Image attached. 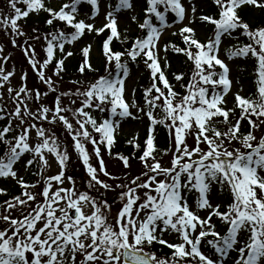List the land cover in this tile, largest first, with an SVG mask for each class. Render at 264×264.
Masks as SVG:
<instances>
[{
    "label": "snow or ice",
    "instance_id": "snow-or-ice-1",
    "mask_svg": "<svg viewBox=\"0 0 264 264\" xmlns=\"http://www.w3.org/2000/svg\"><path fill=\"white\" fill-rule=\"evenodd\" d=\"M211 7L3 0L0 31L28 70L14 85L17 68L0 43V180L20 188L0 203V264H264V22L241 15L264 10V0ZM41 14L44 28L26 32ZM169 33L179 43L164 42ZM170 55L183 67L171 71ZM141 65L143 103L127 86ZM145 119L143 145L137 133L130 155L115 151L123 125ZM105 155L123 174L108 170ZM164 247L170 254L161 256Z\"/></svg>",
    "mask_w": 264,
    "mask_h": 264
},
{
    "label": "trees",
    "instance_id": "trees-1",
    "mask_svg": "<svg viewBox=\"0 0 264 264\" xmlns=\"http://www.w3.org/2000/svg\"><path fill=\"white\" fill-rule=\"evenodd\" d=\"M113 2H115V0H113ZM199 3L203 6L205 12L212 11L211 0H199ZM241 15L244 16L249 21H252L254 23L264 22V10L245 8L241 12ZM45 16H46V14H41L40 16H32L30 19H28L26 26L28 28H32L33 26L36 25L37 22H42ZM204 31H208V30L204 29ZM90 38H92V37H89L88 39H90ZM201 38H203V37H201ZM170 41L179 43V37L178 36H176V37L170 36L169 38H167L165 40V42H170ZM117 47H119V45H117ZM78 59H79L78 57L71 58L69 65H68L70 72L72 71L73 67L76 65ZM169 59H170L171 64H172L171 71H176V70L183 67V58L182 57L170 55ZM95 62H96L98 67H101L100 60H96ZM241 66H243V65L241 64ZM134 69L136 70V73H138V72L141 73V75H139L140 77L137 80L135 88H136L137 100L140 101L141 103H143L142 98H141L142 97V87L148 85V75L145 73L146 70L143 69L142 65L140 68H134ZM238 71H239V68H238ZM249 71H250V69H249ZM241 77L245 82L250 83V86L248 87V89L243 94H248V93H251L252 91H254V85L252 83V78L247 74V72L242 73ZM169 78L171 79L170 73H169ZM66 79H67V77H66ZM4 123H5L4 121H0V125H2ZM144 126L146 127V130H147L146 119L144 121ZM146 134H145V138H146ZM131 138L132 137H129L127 135L118 136V143L116 145L115 151L120 152V153L125 154V155H130L133 152V148L127 144V140L131 139ZM145 138H144V140H145ZM144 140H139V143L141 145H143ZM157 143L161 149H164L165 147H167V135H166L165 130L162 128L158 132ZM25 179L30 180V181H35L37 178L35 176L30 175V174H25ZM0 187H4L8 191L7 196L0 195V203H3L4 200L9 199L13 195H18L20 193L19 186L16 185L14 182L0 180ZM157 247L159 248L160 246H157ZM159 254L161 256H164L166 254H170V250L167 249L166 247H164V248H162V250H160Z\"/></svg>",
    "mask_w": 264,
    "mask_h": 264
},
{
    "label": "rangeland",
    "instance_id": "rangeland-1",
    "mask_svg": "<svg viewBox=\"0 0 264 264\" xmlns=\"http://www.w3.org/2000/svg\"><path fill=\"white\" fill-rule=\"evenodd\" d=\"M62 2H64V0H50V3H51L52 6H57L60 3H62ZM2 4H3V0H0V6H2ZM37 25H39L41 27V29L44 28L43 21L42 22H37L35 26H37ZM24 30L26 32H29V33L31 32V28H28L26 25L24 26ZM202 31H204V30H202ZM170 36H171L170 33L168 35H165L163 37V40L169 38ZM90 39H93V38H90ZM95 40H96V45L99 48L101 40H102V37L95 38ZM0 43H3L5 45V54H8V53L12 54V59L9 61L8 67L10 69L11 65L13 63H15L16 68H17V73H16V76L13 79V84L14 85H18L20 83V79H19V77H20V68L24 67L25 70H28L27 65H26V63L24 61L23 55H22V53H21V51L19 49H15V48H13L11 46L8 37L5 36L2 31H0ZM36 50H37V52H40L39 45H37V49ZM41 55H42V53H41ZM96 60H99V59H96ZM236 72H238V68H234V74ZM145 73L148 75L147 71ZM139 75H140V73L139 72L136 73V70L133 69L132 76L127 82V86H128L129 90H131V89L136 87L135 84L137 83L136 80L139 78L138 77ZM238 78L242 79L241 75ZM242 82H243V85H244V93H245V91L250 86V83L245 82L243 79H242ZM28 84H29L30 87L33 86L34 84H36L38 86V81L33 79V76H32L31 72H29ZM70 86L71 85L65 84V88L70 87ZM228 99H229V106H231L232 98H230V96H229ZM137 133L139 134V140H144L145 134L147 133L146 127L144 126V122L130 120V121L126 122L123 125V127H122V129H121V131L119 133V136L127 135L129 137H132L133 135H135ZM168 159H169V157H167V156L164 157V162L166 163ZM105 160H106V163H107L108 170L110 172L119 175V174H123V172L125 171L124 168H123V165H122V163L120 161L110 159L109 157H107V155H105ZM131 163H132V168H131L132 174L133 175L138 174L139 171L141 170V165H140L139 161L138 160H132ZM57 171H58V169L56 168L55 164H53V166H52V168H51V170L49 171L48 174L49 175H54V174H56ZM74 171L78 174V180H79L78 186L83 187V179H82L83 173L80 171L79 167L74 169ZM36 191H40V188L38 187L36 189ZM108 195H109V198H111V196L113 194L109 193Z\"/></svg>",
    "mask_w": 264,
    "mask_h": 264
}]
</instances>
